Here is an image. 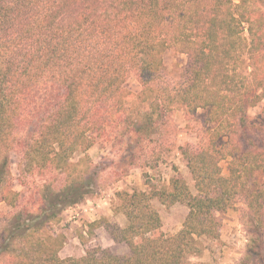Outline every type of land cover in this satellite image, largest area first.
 <instances>
[{"label": "trees", "instance_id": "trees-1", "mask_svg": "<svg viewBox=\"0 0 264 264\" xmlns=\"http://www.w3.org/2000/svg\"><path fill=\"white\" fill-rule=\"evenodd\" d=\"M167 50L186 61L168 69ZM263 98L264 0H0V264H207L191 260L198 239L218 238L220 214L239 204L246 264L264 251V108L248 113ZM177 106L196 139L179 146L195 190L178 174L169 187L118 192L126 225L91 226L127 250L61 257L69 239L55 225L108 168L87 151L111 146L119 169L106 182L154 168L176 147ZM154 199L187 207L177 233Z\"/></svg>", "mask_w": 264, "mask_h": 264}, {"label": "rangeland", "instance_id": "rangeland-1", "mask_svg": "<svg viewBox=\"0 0 264 264\" xmlns=\"http://www.w3.org/2000/svg\"><path fill=\"white\" fill-rule=\"evenodd\" d=\"M233 1L238 3L240 0ZM164 61L168 69H172L175 64L184 63L186 61V56L180 54L176 55L171 50H167L164 53ZM125 87L135 96L139 95L142 90L141 84L135 76L128 79L125 83ZM148 108L149 105L146 103L145 109L148 110ZM262 108H264V98L256 106L250 107L248 113L254 116ZM171 117V123L179 129L176 134V147L171 153L164 155L159 164L154 168L133 167L129 170L127 175H124L117 181L109 182V180H107L106 182L105 177L109 176L114 170L119 169L118 165L110 163V160L114 158V155L111 153V146L102 147L100 143H96L87 151L89 159L94 164H99V166L107 165L108 168L102 173L104 176L101 179L100 186L95 187L94 190L79 203L66 207L62 214V220L55 225L56 230L66 234L69 239L60 251L61 257H80L86 253V249L89 246L95 245L111 247L117 252H125L127 250L125 244H114L105 228L91 226V223L94 222L90 223L89 221H93L95 217H93L91 211H86V213L83 212V210L89 206L94 204L97 210L98 208L104 207V205L108 204V201H110L108 205H111V208L114 209L118 202V192L133 191L135 189L150 190L151 187H169L172 177L178 174L183 175L191 189L193 191L195 190L194 181L183 160L179 146L184 145L186 142H195L196 139L194 134L186 130L188 119L185 117V109L183 107L177 106L174 108ZM83 157L84 153L76 152L72 156V161H78ZM13 161L12 170L14 174H18V159L14 157ZM221 165L223 173L228 175L229 159L222 160ZM97 169H99V167ZM36 183H43V180L40 178ZM17 189L20 190L22 187L18 186ZM32 192L34 191L32 190ZM153 202L161 214L165 231L168 234L177 233L181 229L187 215V207L182 204H175L170 207L165 205V207H159L158 205L162 203L158 199H154ZM98 204L100 205L99 207H97ZM240 207H244V205L239 204L237 207L229 208L220 214L222 220L220 236L216 239L206 236L200 237L198 239L200 252L197 256L191 258L192 261H201L207 264H242L250 243L251 233L250 225L247 222L248 219L244 217L243 211L241 210L242 208ZM2 209L7 211L9 207L3 204ZM78 221L79 224L76 223ZM80 224H87L88 230ZM95 229L98 232L94 231ZM85 230L87 231L86 233ZM257 263L264 264V251H259L257 254H254L248 259L246 264Z\"/></svg>", "mask_w": 264, "mask_h": 264}, {"label": "crops", "instance_id": "crops-1", "mask_svg": "<svg viewBox=\"0 0 264 264\" xmlns=\"http://www.w3.org/2000/svg\"><path fill=\"white\" fill-rule=\"evenodd\" d=\"M107 200V199H106ZM156 202V201H155ZM108 204H110V201H108ZM108 204H105L104 205V207H102V208H98L97 210H96V206L93 204V205H91V206H93V208L92 207H90V208H86L85 210H83V212L84 213H86V211H91V214L93 215V217H95V219H93V221H89L90 223L91 222H97L98 220H101V219H103V218H106V219H109L110 221H115V222H118L120 225H122V226H124V225H126V223H127V218H126V216L123 214V213H121V212H117V211H115V208L113 209V208H111L112 206L111 205H108ZM157 204V203H156ZM100 205L98 204V206L97 207H99ZM159 207L160 206H162V207H165L163 204H159L158 205ZM92 209V210H91ZM93 211V212H92ZM187 213H188V211H187ZM97 215V216H96ZM118 216H120V217H118ZM120 218V219H119ZM97 220V221H96ZM85 222V221H84ZM77 224H79V221L78 222H76ZM91 224H93V223H91ZM80 225H82V224H80ZM82 226H84L85 228H87V230H88V226H87V224H84V225H82ZM99 227H103V226H99ZM104 228V227H103ZM94 231H96V229L94 230ZM87 231L85 230V233H86ZM96 232H98V231H96ZM107 232V231H106ZM99 234H100V231H99ZM111 239V238H110ZM111 241L115 244V242L111 239ZM109 246H111V245H109Z\"/></svg>", "mask_w": 264, "mask_h": 264}, {"label": "built area", "instance_id": "built-area-1", "mask_svg": "<svg viewBox=\"0 0 264 264\" xmlns=\"http://www.w3.org/2000/svg\"><path fill=\"white\" fill-rule=\"evenodd\" d=\"M90 207H92L93 208V206H90ZM90 207H87V208H90ZM85 210V209H84ZM92 210V209H91Z\"/></svg>", "mask_w": 264, "mask_h": 264}]
</instances>
